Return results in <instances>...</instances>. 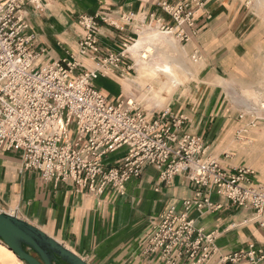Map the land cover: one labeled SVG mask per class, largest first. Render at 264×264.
I'll return each instance as SVG.
<instances>
[{
	"label": "crops",
	"instance_id": "obj_1",
	"mask_svg": "<svg viewBox=\"0 0 264 264\" xmlns=\"http://www.w3.org/2000/svg\"><path fill=\"white\" fill-rule=\"evenodd\" d=\"M198 1L201 4L192 7L194 26H186L190 39L179 40L194 58L196 72L164 110L170 120L181 118L180 134L203 139L207 146L204 158H216L231 170L233 166H246L249 156L254 158L260 176L264 162L255 149L264 146V141L257 139L259 134L252 136V146L248 140H236L241 120L229 105L221 81L234 71L257 68V54L264 49L263 14L258 15L247 0ZM163 2L176 0H54L47 2L43 11L27 5L23 12L28 23L26 34H34V49L44 51L42 63H51L78 52L86 34L79 17L94 16L98 58L80 57L88 70L97 68L109 53L122 52L123 44L135 38L115 71L100 75L94 84L111 103H124L132 95L136 102L141 95L139 89L134 86L131 92L124 86L133 75V58L128 53L135 51L141 38L140 34L136 39L139 23L155 24L159 19L160 23L174 24L171 15L162 9ZM161 111L146 113L154 118ZM127 150L123 146L108 154L105 166L119 164ZM160 172L157 165L149 164L139 177L129 179L122 191L107 185L102 193H96L78 188L72 181L43 179L38 170L23 168L18 150L2 146L0 209L44 230L90 264H171L158 254L144 253V245L163 212L172 206L183 210L184 201L196 197L199 186L185 173L165 183L160 180ZM254 178L264 183L256 173ZM202 190L204 196L220 205L214 210L193 206L189 211L197 229L216 234L217 251L206 264H218L222 256L247 250L252 243L264 248V226L252 209L232 203L213 188ZM173 264L190 262L182 258Z\"/></svg>",
	"mask_w": 264,
	"mask_h": 264
},
{
	"label": "built area",
	"instance_id": "obj_2",
	"mask_svg": "<svg viewBox=\"0 0 264 264\" xmlns=\"http://www.w3.org/2000/svg\"><path fill=\"white\" fill-rule=\"evenodd\" d=\"M51 1L0 0V147L18 150L23 168L38 170L45 180L72 181L96 193L107 185L122 191L149 164L161 169L165 183L185 173L199 186L196 197L185 200L183 210L166 209L144 245V253L158 254L167 263L186 258L190 264H206L217 251L216 234L197 229L189 216L193 206L220 207L203 195V188L252 209L264 226V183L255 181L254 170L247 166L226 170L216 158H204L207 146L200 136L179 133L181 118L170 120L166 110L150 118L134 100L111 103L95 86L96 78L115 71L135 38L123 44L122 52L109 53L97 68L88 70L80 57L98 58L97 22L83 14L79 22L86 34L78 52L42 63L44 51L34 49L36 37L26 34L23 12L27 5L43 11ZM194 4L201 2H163L162 9L174 24L158 19L148 25L188 41L186 26H194ZM123 146L128 150L119 164L105 166L107 155ZM227 262H264V248L252 243L247 250L222 256L218 264Z\"/></svg>",
	"mask_w": 264,
	"mask_h": 264
},
{
	"label": "rangeland",
	"instance_id": "obj_3",
	"mask_svg": "<svg viewBox=\"0 0 264 264\" xmlns=\"http://www.w3.org/2000/svg\"><path fill=\"white\" fill-rule=\"evenodd\" d=\"M247 2L258 15L263 14L264 18V0H247ZM145 29L147 30L141 33V38H139L140 33L136 35V39H139L135 44V53L133 51L132 54L128 53L133 58V75L130 76L131 78L128 77L126 79L124 86L126 85L125 88L127 90L129 88L133 90L134 86L137 87L143 94V97L139 95L136 98V105L145 112H149L150 114L155 112L157 114L158 111L167 109L168 102L176 95V91L183 88L190 81L196 72L197 64L192 55L187 53L184 44L179 41L176 35L173 33H161L157 35L153 33L154 31H151L156 29L155 26H145ZM145 49H153L154 51L153 56L147 60L148 62L139 59L141 51ZM200 60L199 58V65ZM164 64L173 65L177 69L181 84L175 86L174 91L168 93L153 79L152 83L157 95L165 98L164 103L161 104L157 102L158 99H150L152 94L146 89L147 82H150L153 78V73H149L148 76L142 78L138 70L145 65L162 66ZM221 84L224 86V93L228 98L229 105L238 112L239 119L241 120L236 140L241 142L248 140L249 146H252L254 144L252 136L259 134L257 139L264 141V107L262 105V103L264 104V49L257 54L256 69H245L242 72L234 71L224 78ZM130 98L134 99V95ZM255 150L257 152L256 156L264 162V146H256ZM245 164L254 170L258 177L264 180V172L259 176L254 158L248 156ZM10 250L0 238V264H28L26 261L21 260L17 254H15L16 259H14L12 253L9 252Z\"/></svg>",
	"mask_w": 264,
	"mask_h": 264
},
{
	"label": "water",
	"instance_id": "obj_4",
	"mask_svg": "<svg viewBox=\"0 0 264 264\" xmlns=\"http://www.w3.org/2000/svg\"><path fill=\"white\" fill-rule=\"evenodd\" d=\"M0 238L28 264H90L44 230L1 210Z\"/></svg>",
	"mask_w": 264,
	"mask_h": 264
},
{
	"label": "bare ground",
	"instance_id": "obj_5",
	"mask_svg": "<svg viewBox=\"0 0 264 264\" xmlns=\"http://www.w3.org/2000/svg\"><path fill=\"white\" fill-rule=\"evenodd\" d=\"M145 26H149V25L147 23H144V22L139 23L138 28H139V33L140 34L141 33H144V31L147 30V29H145ZM155 28L156 29L151 30V31H154L153 33H156V34L163 33L159 28H157V27H155ZM140 30H143V31H140ZM133 42L128 44L127 52L130 51V47L133 44ZM153 53H154L153 49H151V50L145 49L144 51L142 50L141 53H140V58L139 59L140 60H143L145 62H148L147 60L153 56ZM176 68H177V66H176ZM138 71H139L140 77H142V78L148 76L149 73H153V78L151 79L150 82H147L146 89L148 90L149 93L152 94V96L150 97V99H154V100L155 99H158L157 102H159L161 104L164 103L165 98L162 97L161 95H157L156 91L154 90V86H153L152 80L153 79L156 80L159 83L160 87L164 91H166L168 93H171L172 91H174L175 86H178V85L181 84V81H180V78H179V73H178L177 69H175V67L173 65H171V66L170 65H165V64L162 65V66L145 65V66L140 67ZM128 91H133V90H132V88H129ZM140 96L143 97V94L141 93ZM131 100L133 101L134 99H131ZM262 105L264 107V104L263 103H262ZM4 244L6 246H8L5 242H4ZM11 250L9 252H11L12 253V256L14 257V259H16V255H15L16 253H15V251L14 250L11 251Z\"/></svg>",
	"mask_w": 264,
	"mask_h": 264
}]
</instances>
